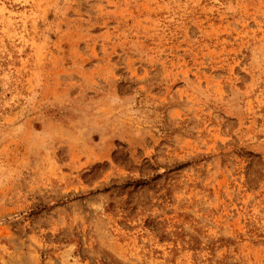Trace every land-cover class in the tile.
Segmentation results:
<instances>
[{
  "label": "rangeland",
  "instance_id": "1",
  "mask_svg": "<svg viewBox=\"0 0 264 264\" xmlns=\"http://www.w3.org/2000/svg\"><path fill=\"white\" fill-rule=\"evenodd\" d=\"M0 264H264V0H0Z\"/></svg>",
  "mask_w": 264,
  "mask_h": 264
}]
</instances>
